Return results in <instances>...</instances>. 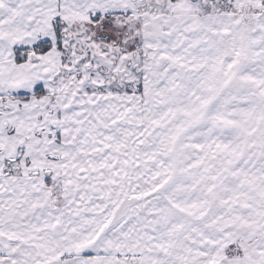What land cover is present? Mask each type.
Returning a JSON list of instances; mask_svg holds the SVG:
<instances>
[{"label":"snow or ice","instance_id":"1","mask_svg":"<svg viewBox=\"0 0 264 264\" xmlns=\"http://www.w3.org/2000/svg\"><path fill=\"white\" fill-rule=\"evenodd\" d=\"M0 264H264V0H0Z\"/></svg>","mask_w":264,"mask_h":264}]
</instances>
